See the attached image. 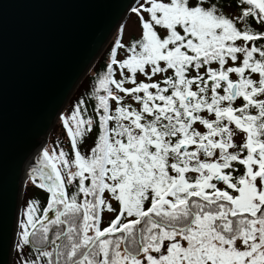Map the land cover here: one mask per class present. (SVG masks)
<instances>
[{
  "label": "snow or ice",
  "instance_id": "obj_1",
  "mask_svg": "<svg viewBox=\"0 0 264 264\" xmlns=\"http://www.w3.org/2000/svg\"><path fill=\"white\" fill-rule=\"evenodd\" d=\"M231 3L136 0L94 115L63 117L71 154L32 169L50 197L18 222L24 264H264V0Z\"/></svg>",
  "mask_w": 264,
  "mask_h": 264
},
{
  "label": "water",
  "instance_id": "obj_2",
  "mask_svg": "<svg viewBox=\"0 0 264 264\" xmlns=\"http://www.w3.org/2000/svg\"><path fill=\"white\" fill-rule=\"evenodd\" d=\"M136 0H0V264L52 126Z\"/></svg>",
  "mask_w": 264,
  "mask_h": 264
},
{
  "label": "trees",
  "instance_id": "obj_3",
  "mask_svg": "<svg viewBox=\"0 0 264 264\" xmlns=\"http://www.w3.org/2000/svg\"><path fill=\"white\" fill-rule=\"evenodd\" d=\"M218 2H223L225 3V7H224V12L228 13V11L231 12L232 15H235L239 9L236 8L234 6V4L231 3V0H218ZM136 4V3H135ZM134 4V5H135ZM133 5V6H134ZM131 11L129 10L128 14H130ZM229 14V13H228ZM136 17V16H135ZM137 23L139 25L138 22V18L136 17ZM140 35V33L138 35L132 36L129 41L128 44L131 42V40L133 38H138ZM110 42V41H109ZM109 42L105 45V47L102 49V51L100 52V54L98 55V57L96 58L95 62L93 63L91 69H90V73L86 74L78 83V85L76 86L75 90L73 91V93L71 94V96L69 97L67 103H66V110L69 111L70 113L74 110L75 106L81 101L83 100L85 102V106L88 109V114L89 115H94L93 113V105L95 103L94 99H91L92 97V93L94 90V87L96 85V82L99 78V76L103 75L106 71V65L108 64L107 59L110 57L109 54ZM127 44V45H128ZM109 56V57H108ZM61 116V115H60ZM96 133H92V137L91 139L87 140V143L85 144V146L81 147V151L85 152L87 151L88 147H90L94 141ZM60 143H62L61 140H58ZM67 146L64 148V151L69 152L71 154V144L70 142L65 143ZM75 188L72 186H69V194H71L72 191H74ZM48 196L49 193H47L45 190L38 188L37 186H35L34 184L28 185L24 188L23 192H22V197H21V206H20V210L23 211L19 214V218H18V222L22 219H24V211L26 209V206L28 204L29 201H34L38 204V213L37 215L40 216L42 214V211L48 201ZM22 207V208H21ZM20 228H19V223L17 226V235H19ZM17 240V239H16ZM25 248V253L27 255V257H29L28 261L31 262L33 260H38L39 256H38V252L37 249L35 247H33L31 244L29 245H24ZM49 248L47 250L51 249V245H48ZM46 264V261H45Z\"/></svg>",
  "mask_w": 264,
  "mask_h": 264
},
{
  "label": "rangeland",
  "instance_id": "obj_4",
  "mask_svg": "<svg viewBox=\"0 0 264 264\" xmlns=\"http://www.w3.org/2000/svg\"><path fill=\"white\" fill-rule=\"evenodd\" d=\"M228 13L230 15H232L230 11H228ZM117 28H118L117 32H122V31L124 32L123 39L125 41H126L129 33H133V35H138L140 33L139 25H138L136 17H135V15L133 13L127 14L124 17V19L118 24L116 29ZM116 29L113 31V33L111 34L110 38L107 41V43L110 41L108 47H110V45H111V47H113V45H115V43L117 41L116 37H114V35H115L114 33H115ZM117 58L118 59L119 58H123V54L122 53H118V57ZM107 62L110 63V57L107 59ZM65 107H66V105L64 106V108L61 111V116H58L56 118V120H55V122H54V124L52 126L50 139H49V141H48V143H47V145L45 147V149L50 151V152L53 149H55L57 152L60 149L64 150V148L67 146L65 143H67V142L69 143L70 142V138L67 136V130L63 126V117H66V116L70 115L71 113L69 111H67ZM58 140H61L62 143H60ZM30 177H31V175H26V177L24 178L22 192H23V190H24V188L26 186L33 184L31 182V178ZM22 192H21V197H22ZM47 203H48V201H47ZM47 203H46L45 207H47ZM20 206H21V198H20ZM20 206H19V212L21 213L23 211V209L21 211L20 210ZM42 215H43V211H42ZM49 215H50V217H52V216H54V213L50 212ZM19 216H20V214L18 213V218H19ZM17 226H18V220H17ZM19 243H20V236L17 235V232H16V238H15V243H14V248H13V255H12L11 264H24V262L28 261V259H29V257H27V255L25 253V248L26 247L24 245H22V247L18 248L17 245ZM48 248H49V246H48Z\"/></svg>",
  "mask_w": 264,
  "mask_h": 264
},
{
  "label": "flooded vegetation",
  "instance_id": "obj_5",
  "mask_svg": "<svg viewBox=\"0 0 264 264\" xmlns=\"http://www.w3.org/2000/svg\"><path fill=\"white\" fill-rule=\"evenodd\" d=\"M140 28V27H139ZM117 30H118V28L116 29V31H115V35H114V37H116V39L117 40H119L121 43H123L124 45H127L128 44V41H129V39L132 37V36H135L136 37V35H133V33H129L128 34V37H127V39H126V41L123 39V36H124V32L122 31V32H117ZM114 39V38H113ZM113 41V40H112ZM113 47H114V45H113ZM113 47H110L109 49V54L111 53V50H112V48ZM123 49H118L117 50V52L118 53H122L123 54ZM107 66V65H106ZM92 67V66H91ZM91 67H90V69H91ZM90 69L86 72V74H88V73H90L89 71H90ZM107 70V69H106ZM106 72V71H105ZM85 74V75H86ZM84 75V76H85ZM83 76V77H84ZM130 86V85H129ZM126 102H128V103H134V102H132V101H126ZM134 106H136V105H134ZM35 185V184H34ZM36 186V185H35ZM49 197H50V194H49V196H48V199H49ZM40 216H42V214L40 215ZM110 218H112V217H110L107 213H105L104 214V216H103V221H102V227H104V226H107V222L109 221V219Z\"/></svg>",
  "mask_w": 264,
  "mask_h": 264
}]
</instances>
